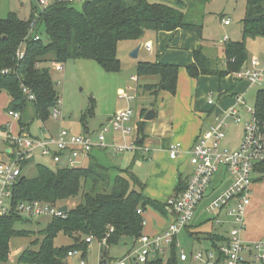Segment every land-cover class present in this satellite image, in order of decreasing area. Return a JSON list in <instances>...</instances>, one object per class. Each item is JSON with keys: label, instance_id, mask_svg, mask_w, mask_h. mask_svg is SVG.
<instances>
[{"label": "trees", "instance_id": "trees-1", "mask_svg": "<svg viewBox=\"0 0 264 264\" xmlns=\"http://www.w3.org/2000/svg\"><path fill=\"white\" fill-rule=\"evenodd\" d=\"M212 1L176 0L172 5L162 0H86L78 10L74 3L55 0L42 10L33 6L29 19H22L16 13L0 19V94H8L9 111L20 113V132L28 130V125L22 123L28 104H33L35 118L46 123L60 100L45 64L64 65L72 60H87L96 62L108 74H118L121 72L118 45L139 41L146 32L190 31L203 41L204 18L199 16ZM242 26V41H228L224 45L222 63L208 57L202 48L195 51L194 62L186 68L188 76L197 80L201 76L223 79L238 75L248 65L247 40H264V0H246ZM136 74L138 80L157 78L156 83L140 87L152 95L160 92L175 95L177 92V65L140 62ZM24 89L34 95V101L28 99ZM254 109L259 124L264 126L263 89L257 92ZM145 113L143 111L142 118ZM93 117L94 108L82 116L85 132L89 129L88 120ZM138 129L142 136L144 122L139 123ZM93 154L88 165L82 167L52 170L39 166L33 178L26 177L22 168V175L13 187L14 209L21 203L34 201L68 206L67 203L80 194L82 202L73 208L68 206L65 217L52 219L41 231L42 242L35 240L32 243L39 248L21 252L18 264H67L71 251H82L87 256V237L95 238L99 244L106 240V245H101L105 248L102 250L103 261L108 248L119 246L125 239L131 242L128 254L144 235L145 221L138 211L145 212L150 208L166 214L167 202L161 204L147 198L145 185L131 168L117 170L114 166H106ZM113 170L116 171L114 176ZM254 173L264 175V163L256 165ZM187 183L178 184L174 198L185 191ZM31 221L16 213L0 219V264L12 262L16 253L11 248L13 239L32 235L17 230L16 225ZM60 234L72 241L70 246L55 247L54 242ZM210 239L214 251L219 250V243L225 242L220 237L211 236ZM176 242L168 257L158 255L146 264H190L181 261Z\"/></svg>", "mask_w": 264, "mask_h": 264}, {"label": "built area", "instance_id": "built-area-1", "mask_svg": "<svg viewBox=\"0 0 264 264\" xmlns=\"http://www.w3.org/2000/svg\"><path fill=\"white\" fill-rule=\"evenodd\" d=\"M70 3L84 2V0H67ZM48 0H39L43 8L49 6ZM230 25V21H224ZM33 27L31 32H33ZM36 40L39 38L36 37ZM227 40V39H226ZM148 51L151 46L147 45ZM56 71L64 70L62 65L56 66ZM238 77L248 81L251 86L263 87L264 65L257 59H253L238 74ZM136 82L137 78L132 77ZM30 101H34V95L24 89ZM135 90L128 89L119 95V99L126 103L135 100ZM61 100L57 101L52 111L54 119L58 120L61 111ZM213 105V101H209ZM242 112L246 116L242 115ZM9 116L19 121L21 115L18 112L9 111ZM135 117L133 109L127 108L116 113L109 121L115 134L122 139L118 143H108L105 133L96 138L89 135H76L70 131L62 130L57 136L47 135L44 138H34L24 131L17 137H12L6 132L0 131V143L5 142L3 151L5 160L0 162V219L8 217L12 213L18 214L24 219H39L49 217L51 219L65 217L61 209L64 205H51L39 201L24 202L13 208V187L22 175V168L32 161L35 155L49 157L59 167L76 168L81 166V161L88 162L91 155L96 151L110 152L114 155L124 153L143 152L148 150L138 144L136 138L131 142L129 138L135 134L132 121ZM242 125L243 140L240 148L235 152L223 150L222 143L226 137V130L230 125ZM169 157L177 160L183 152L180 143L169 147ZM190 162L194 167L184 192L167 201V210L171 217L169 226L156 235L144 234L133 250L120 259L108 261L102 259L99 264H146L156 259L158 255L168 257L169 251L175 240L179 249L182 262L191 264H251L253 261L264 264V241L245 242L243 233L246 229L248 209L252 199V185L254 182V169L256 165L264 163V126L259 124L255 109L247 106L245 97L239 95L235 98V105L215 117L214 122L206 129L193 147L187 152ZM225 169L231 177V185L220 195L214 197L208 204L206 211L212 216L216 226H229L228 238L220 246L218 251H197L188 255L178 241L179 236L191 225L197 210L207 198L215 176L220 169ZM139 215H143L141 210ZM146 226V223L143 224ZM89 247L95 241L93 237L85 239ZM102 246L106 245L104 239ZM68 258H77V264H88L82 251H71Z\"/></svg>", "mask_w": 264, "mask_h": 264}, {"label": "rangeland", "instance_id": "rangeland-1", "mask_svg": "<svg viewBox=\"0 0 264 264\" xmlns=\"http://www.w3.org/2000/svg\"><path fill=\"white\" fill-rule=\"evenodd\" d=\"M50 4L55 0H48ZM86 1V0H84ZM168 4L174 5L176 0H162ZM188 2V0H183ZM83 2L74 3V7L78 10L82 9ZM33 6L42 10L43 7L39 5V0H0V19H5L10 13H16L22 19H29ZM203 14L204 23V35L206 38L213 40L212 45L215 47L222 46L223 38L228 37L230 41L239 42L242 41V20L245 17L246 12V0H213L207 4ZM224 21H230L231 25L226 27ZM43 31V28L41 27ZM210 37V38H209ZM127 43H120L118 45V57L121 61V72L118 74L106 73L96 62L87 60H72L62 65L64 70L62 72L56 71L55 63H47L44 66L50 70L55 89L60 97L61 106L58 109L61 111V116L58 120L54 119L52 114L46 123H42L35 118V110L33 104H28L23 114L22 123L28 125V130L24 133L29 134L34 138H44L47 135L57 136L62 130L70 131L76 135H85V129L82 126L81 119L86 111L90 108H94V117L88 120L89 133L98 136L102 133L103 129L109 130L105 133V137H116L112 127L107 120V112L114 106L122 105L124 101L119 99L118 90H127L128 87L135 88L138 86H144L145 80H139V82L131 81V77L137 78L136 67L134 66L135 59L131 57V53L127 51ZM248 50V65H250L253 59H257L261 65H264V40L257 38L256 40H247L246 42ZM217 49V50H218ZM210 58L214 61L223 62V56H213ZM220 63V64H221ZM152 79V78H151ZM157 82V79L151 81L150 84ZM263 87H252L246 97L247 106L251 109L255 107L256 95L258 90ZM138 95V94H137ZM155 101L154 97L149 93H141L136 96V99L131 102L130 107L133 109L135 117L137 118L138 112L149 111L152 108L150 104ZM9 104L10 98L7 93L0 94V131L6 132L12 137H17L20 133L19 121L13 120L9 116ZM125 107V106H124ZM127 107V106H126ZM130 140V138H129ZM243 140L242 128L231 124L229 129L226 130V137L222 143L223 150L229 152H235L240 148ZM130 142V141H129ZM6 148L5 142L0 143V162L3 160L1 152ZM131 152L126 153V157L131 155ZM93 156L98 159L102 164L113 167L114 164H118L119 155H114L110 152H95ZM81 166L88 165V162L81 161ZM44 166L49 169L55 170L59 166L54 164L49 157H42L41 154H36L34 159L30 161L25 167H23V174L28 178H33L37 175L38 167ZM115 168V167H114ZM128 169L124 166L123 169ZM113 176L116 171L113 170ZM220 174V173H219ZM214 178L213 183L216 181ZM227 177H231L227 174ZM228 179V178H227ZM255 181L252 185V199L251 209L255 213V221L264 225V178H260L258 174H254ZM82 202V194L75 200H71L67 203L69 208H73ZM206 201L202 203L197 215L194 217L191 227L195 236L202 237L205 233H219L222 228H228V226L220 225L216 226L211 224V215L205 211ZM250 208V207H249ZM202 210V213L201 211ZM249 210V209H248ZM144 221L146 223L144 233L149 235L152 231V227L161 222L160 215L150 208H148L143 214ZM51 218H39L34 219L28 224L16 225L17 230H25L31 232L28 238H15L12 241L11 248L16 252L13 256L12 262L8 264H18V258L24 250L31 248L37 250L38 246H34L32 243L38 240L42 242L44 236L41 231L45 230L48 224L51 222ZM207 221V222H206ZM191 223V224H192ZM214 226V227H213ZM150 230V231H149ZM178 241L180 243V250L185 251L188 255L195 253L196 251L203 250V247H207L208 243L205 241L203 245L196 243V240L188 236L187 233H183L179 236ZM72 241L63 234H60L55 240V247L70 246ZM131 248V242L125 239L119 246L110 247L107 250V257L110 261L120 259L124 256L127 249ZM105 249L97 241H94L89 247L86 261L88 264H99L103 259L102 250ZM18 250V252H17ZM20 250V251H19ZM77 258H68L67 264H77Z\"/></svg>", "mask_w": 264, "mask_h": 264}, {"label": "crops", "instance_id": "crops-1", "mask_svg": "<svg viewBox=\"0 0 264 264\" xmlns=\"http://www.w3.org/2000/svg\"><path fill=\"white\" fill-rule=\"evenodd\" d=\"M230 25L225 26L229 27ZM203 39L202 41L196 33L190 31H178L173 33H155L150 31L146 32L144 37L139 41L122 42L128 44L126 48L129 53H132L137 47L141 46L138 57L135 59L136 61L134 63L136 69L140 62L173 64L179 67L178 87L175 95L168 92H160L157 95H152L140 88L141 86L137 85L135 88L128 87V89L135 90L134 94L136 96L141 93H149L154 97L155 101L150 105L156 110L157 117L153 121L145 122L142 118L143 111L140 110V112H138L137 118L132 121V125L136 129L134 132L135 134L130 140L128 139V141L131 142L136 138L148 152H133L127 157L125 156L126 153L121 154L119 157H116L118 158V164L113 165L117 170H126L127 168L123 169L124 166L131 168L132 172L145 185L144 195L150 200L161 204L174 198L175 188L178 184L182 181L187 183L192 176L194 167L190 162L187 152L193 147L202 132L209 128L218 114H222L235 105V98L237 96L243 95L246 100L248 92L254 87L251 86L248 81L239 78L238 75H229L223 79L216 76H201L197 80H192L188 76L186 68L194 62V52L202 48L208 57H210V55L215 57L218 55L223 56L224 45L230 41L227 36L224 37L222 41L223 44L219 47L220 49H218V47L212 45L213 40H211V38L208 39L205 37L204 32ZM147 45L151 46L150 51H148ZM154 79L157 78L144 80L146 84H150ZM137 82H139L138 79L136 83ZM127 90L119 89L117 92L118 96ZM210 100L213 101V105L209 104ZM130 104L131 103L125 102L123 103L125 107H122V105L114 106L107 112V120L110 121L116 113L127 108ZM242 115L246 116L244 112H242ZM140 122H144L142 136L139 135L138 129ZM236 126L242 128V125ZM89 131L90 129H88L85 135L96 138V136L90 134ZM116 137L118 138L109 137L108 143L112 144L122 141L119 135L116 134ZM176 143L182 145L183 152L177 160L173 161L169 157L168 150L172 144ZM1 156L2 159L5 160L3 152H1ZM218 174L219 176L216 178V181L212 183L210 192L204 200L207 202L204 208L205 211L211 200L224 192L232 183V180L227 177L225 169H220L217 175ZM258 175L260 178H264V175ZM201 206L202 204L200 207ZM251 206L252 203L248 210L243 239L247 243L264 241V225H259V223L255 221V213L253 209H251ZM200 211L202 213V210ZM155 212L160 215L161 222L152 227V231L149 235H156L163 232L171 222V217L167 209L165 215L157 211ZM210 220L211 224H213L212 216L209 221ZM192 226L193 223L183 233H187L188 236L196 240V243L199 245H203L206 241L208 246L203 247L204 251L213 249V243L210 239L211 236L223 238L225 241L228 238V225H226L228 228H222L217 234L205 233L202 237L194 235L191 229ZM219 245L222 246L224 244L219 243ZM128 250L129 249L126 250L124 255H126ZM191 254H193V252L189 255ZM189 263L191 264V261ZM251 264L261 263L253 261Z\"/></svg>", "mask_w": 264, "mask_h": 264}, {"label": "water", "instance_id": "water-1", "mask_svg": "<svg viewBox=\"0 0 264 264\" xmlns=\"http://www.w3.org/2000/svg\"><path fill=\"white\" fill-rule=\"evenodd\" d=\"M141 46L137 47L132 53H131V57L136 59L138 57V53H139V50H140ZM157 117V112L155 109H151L149 111H147L143 117V120L145 122H150V121H153L155 120ZM62 212H67L68 211V206H64L62 207L61 209Z\"/></svg>", "mask_w": 264, "mask_h": 264}]
</instances>
